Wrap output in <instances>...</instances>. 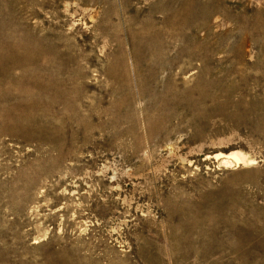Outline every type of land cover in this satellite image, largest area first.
I'll return each mask as SVG.
<instances>
[{
    "label": "rangeland",
    "instance_id": "rangeland-1",
    "mask_svg": "<svg viewBox=\"0 0 264 264\" xmlns=\"http://www.w3.org/2000/svg\"><path fill=\"white\" fill-rule=\"evenodd\" d=\"M0 264H264V0H0Z\"/></svg>",
    "mask_w": 264,
    "mask_h": 264
}]
</instances>
